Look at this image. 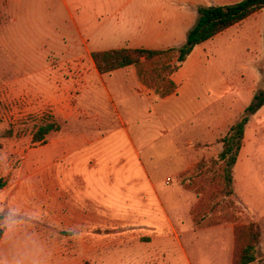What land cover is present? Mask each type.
Instances as JSON below:
<instances>
[{
  "label": "crops",
  "instance_id": "obj_1",
  "mask_svg": "<svg viewBox=\"0 0 264 264\" xmlns=\"http://www.w3.org/2000/svg\"><path fill=\"white\" fill-rule=\"evenodd\" d=\"M181 1L188 4L186 8L178 7L176 0H61L62 15L48 25L54 33L44 43L46 52L23 60L27 64L23 71L28 75L35 71L36 63L44 64L50 80L49 99L58 94L52 104L60 126L56 132L60 134H48L42 150L32 153L28 173L18 175V180L8 182L0 192L22 200L26 207L37 205L42 209L38 230L50 234L52 240H59L52 241L56 254L52 264L58 263L60 249L66 254L90 255L93 259L114 247L108 243L112 238L105 230L116 221L126 222L123 216L116 218L114 207L130 208L131 198L129 186L119 188L116 202L113 176L129 173L131 155L140 159L152 142L146 137L148 133L163 134L167 138L171 130L174 132L185 124L195 132L200 128V113L219 103L221 95H225L226 81L221 73L205 71L210 62L205 47L259 12L196 46L173 75L177 92L164 99L139 81L133 66L101 74L91 55L84 57L80 52L84 36L88 38L90 54L120 48H178L185 44L188 32L196 26L199 6L236 4L235 0H210L208 5L196 0ZM84 62L90 64V70L85 71V65H80ZM68 63L73 64L72 68L65 67ZM74 90L79 92L72 102ZM84 92L89 93L90 104L79 102ZM87 112H91L93 121L83 119ZM263 113L264 106L253 117ZM230 119L225 117L213 126L204 123L200 130L204 134L211 132L209 138L199 139L192 133L189 141L183 140L188 153L184 155V167L175 176L195 168L198 161L194 144L220 138ZM79 126H91L94 130L75 131ZM173 142L178 148L177 140ZM242 150L235 171L241 162ZM201 156L198 153L197 157ZM0 178L3 177L0 175ZM157 201L161 206V200L157 198ZM100 240H107V244L100 245ZM98 260L94 258V263Z\"/></svg>",
  "mask_w": 264,
  "mask_h": 264
},
{
  "label": "rangeland",
  "instance_id": "obj_2",
  "mask_svg": "<svg viewBox=\"0 0 264 264\" xmlns=\"http://www.w3.org/2000/svg\"><path fill=\"white\" fill-rule=\"evenodd\" d=\"M196 1L208 5L210 0ZM176 3L181 8L188 5L181 0ZM62 12L61 0H19V3L0 0V153L8 156V168H0V175L9 184L21 173L22 176L28 173L32 153L41 151L46 144L34 141L38 127L52 119L58 123L52 104L58 94L49 99L50 80L44 64L36 63L38 69L28 75L23 71L27 66L23 60L46 52L44 43L50 33H54L48 25H52ZM87 48L88 38L84 36L80 52L93 59L95 52L90 54ZM205 48L210 57L205 71L220 72L226 81V92L221 95V101L200 113V128L195 132L185 124L174 132L171 130L167 138L162 137L163 134L160 137L148 133L146 137L152 142L140 159L131 155L129 173L113 176L116 202L119 188L129 186L131 198L130 208L114 207L116 218L123 216L126 222L116 221L113 227L105 230L112 238L108 243L114 247L93 259L90 255L66 254L60 249L57 264H233L236 250L241 247L235 236L237 224L199 228L192 217V211L206 203L208 214L202 220L207 225L214 218H222V212L233 211L228 208L231 200L221 193L222 185L215 172L196 173L194 169L200 162L209 166L218 159L220 148H223L220 140L232 127L233 120L238 121L256 96L264 93V10L237 29L217 37ZM80 65H85V71L90 70V64ZM72 66L71 63L65 65ZM73 92L71 101L75 102L79 90ZM79 102L90 104L89 93L80 95ZM225 117L231 118L225 133L217 140L195 143V160L198 161L195 168L175 176L184 167V155L188 153L183 140L189 141L192 133L199 139L209 138L211 132L204 134L200 130L204 123L213 126ZM83 119L93 121L91 112L84 114ZM93 128L79 126L75 131H92ZM58 134L53 132L55 136ZM172 139L177 140L178 148ZM198 153L202 156L197 157ZM169 178L172 179L170 185L167 184ZM234 178V200L236 207L243 210L240 224L257 223L261 227L262 246L259 261L254 264H264V113L253 117L247 126L241 162L234 170ZM157 198L161 200V206ZM131 234L134 237L130 238ZM100 243L106 245L107 240H100ZM94 258L99 259L98 262L94 263Z\"/></svg>",
  "mask_w": 264,
  "mask_h": 264
},
{
  "label": "trees",
  "instance_id": "obj_3",
  "mask_svg": "<svg viewBox=\"0 0 264 264\" xmlns=\"http://www.w3.org/2000/svg\"><path fill=\"white\" fill-rule=\"evenodd\" d=\"M262 10H264V0H243L227 6H199L198 22L188 32L187 40L181 47L160 50L120 48L95 52L92 56L101 74H110L119 69L134 66L139 81L148 89L153 90L159 98L164 99L177 92L178 85L174 82L173 75L179 71L196 46L206 43ZM263 106L264 93H261L246 108L240 119L232 125L226 136L220 140L223 150L218 159L212 161L209 166L205 162H200L194 169L196 173H202L205 170L215 172L216 179L222 185L220 186L221 193L231 200L228 208H233V211L222 212L224 213L222 218H214L207 225H204L202 220L204 215L208 214L206 203H203L200 209L193 210L192 217L199 228L214 227L224 223L237 224L235 236L241 243V247L236 250L233 264H254L259 261L262 230L257 223L240 224V215H243V210L236 207L234 200V170L244 146L246 127L250 119ZM59 129L60 126L54 119L43 123L34 134V141L42 143L48 134ZM7 184V180L0 178V189L6 187ZM198 210L199 212H196Z\"/></svg>",
  "mask_w": 264,
  "mask_h": 264
},
{
  "label": "clouds",
  "instance_id": "obj_4",
  "mask_svg": "<svg viewBox=\"0 0 264 264\" xmlns=\"http://www.w3.org/2000/svg\"><path fill=\"white\" fill-rule=\"evenodd\" d=\"M0 168L7 170V153H0ZM43 212L0 192V264H52L50 234L38 230Z\"/></svg>",
  "mask_w": 264,
  "mask_h": 264
},
{
  "label": "built area",
  "instance_id": "obj_5",
  "mask_svg": "<svg viewBox=\"0 0 264 264\" xmlns=\"http://www.w3.org/2000/svg\"><path fill=\"white\" fill-rule=\"evenodd\" d=\"M171 183H172V179L169 178V179L167 180V184L170 185Z\"/></svg>",
  "mask_w": 264,
  "mask_h": 264
}]
</instances>
